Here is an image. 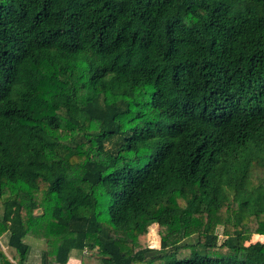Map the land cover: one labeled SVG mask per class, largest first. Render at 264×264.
I'll return each mask as SVG.
<instances>
[{"label":"trees","instance_id":"16d2710c","mask_svg":"<svg viewBox=\"0 0 264 264\" xmlns=\"http://www.w3.org/2000/svg\"><path fill=\"white\" fill-rule=\"evenodd\" d=\"M0 205L1 264H264V0H0Z\"/></svg>","mask_w":264,"mask_h":264},{"label":"rangeland","instance_id":"374dc122","mask_svg":"<svg viewBox=\"0 0 264 264\" xmlns=\"http://www.w3.org/2000/svg\"><path fill=\"white\" fill-rule=\"evenodd\" d=\"M2 211H3V207L0 205V215L2 214ZM158 227L157 226H153L151 227L150 229V232H149V243L152 247H159V244H160V240H159V237H158ZM257 240H264V237L262 236H256L254 237L253 241H257ZM173 241V238H171L169 240V242H172ZM30 244H32L33 246H35L36 248H41V249H45L46 246L45 244L41 243V242H37V241H30ZM10 256L12 257V259H14L15 261H17V255H14V253H12V255L10 254ZM1 264V263H0Z\"/></svg>","mask_w":264,"mask_h":264},{"label":"crops","instance_id":"0c3cea01","mask_svg":"<svg viewBox=\"0 0 264 264\" xmlns=\"http://www.w3.org/2000/svg\"><path fill=\"white\" fill-rule=\"evenodd\" d=\"M43 249L36 248L31 251L30 257L27 259L25 264H41L40 257ZM77 260H74V262Z\"/></svg>","mask_w":264,"mask_h":264}]
</instances>
